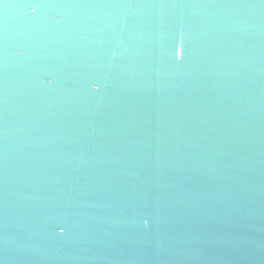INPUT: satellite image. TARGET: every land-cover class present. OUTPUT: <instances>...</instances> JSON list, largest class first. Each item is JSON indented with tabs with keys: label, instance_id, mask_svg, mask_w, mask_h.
<instances>
[{
	"label": "water",
	"instance_id": "water-1",
	"mask_svg": "<svg viewBox=\"0 0 264 264\" xmlns=\"http://www.w3.org/2000/svg\"><path fill=\"white\" fill-rule=\"evenodd\" d=\"M0 264H264V0H2Z\"/></svg>",
	"mask_w": 264,
	"mask_h": 264
},
{
	"label": "snow or ice",
	"instance_id": "snow-or-ice-1",
	"mask_svg": "<svg viewBox=\"0 0 264 264\" xmlns=\"http://www.w3.org/2000/svg\"><path fill=\"white\" fill-rule=\"evenodd\" d=\"M0 2H2V0H0ZM32 11H34V8L32 7ZM57 231L58 232H62L63 231V228L62 227H57Z\"/></svg>",
	"mask_w": 264,
	"mask_h": 264
}]
</instances>
